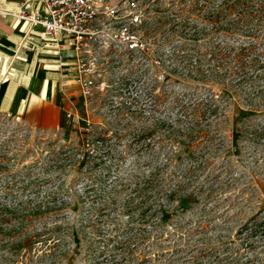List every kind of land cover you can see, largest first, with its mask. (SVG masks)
<instances>
[{
  "label": "rangeland",
  "instance_id": "obj_1",
  "mask_svg": "<svg viewBox=\"0 0 264 264\" xmlns=\"http://www.w3.org/2000/svg\"><path fill=\"white\" fill-rule=\"evenodd\" d=\"M234 1L146 0L170 57L135 109L0 114V264H264V0Z\"/></svg>",
  "mask_w": 264,
  "mask_h": 264
},
{
  "label": "built area",
  "instance_id": "obj_2",
  "mask_svg": "<svg viewBox=\"0 0 264 264\" xmlns=\"http://www.w3.org/2000/svg\"><path fill=\"white\" fill-rule=\"evenodd\" d=\"M147 7L146 0H19L4 13L28 32L42 30L35 46L54 56L64 117L73 120L78 108L135 109L161 82L170 49Z\"/></svg>",
  "mask_w": 264,
  "mask_h": 264
},
{
  "label": "crops",
  "instance_id": "obj_3",
  "mask_svg": "<svg viewBox=\"0 0 264 264\" xmlns=\"http://www.w3.org/2000/svg\"><path fill=\"white\" fill-rule=\"evenodd\" d=\"M18 2L0 0V114L32 128L56 129L64 120L66 101L58 88L59 74L48 67L55 66V58L35 46L45 39L41 29L28 32L24 22L4 13L16 10Z\"/></svg>",
  "mask_w": 264,
  "mask_h": 264
},
{
  "label": "trees",
  "instance_id": "obj_4",
  "mask_svg": "<svg viewBox=\"0 0 264 264\" xmlns=\"http://www.w3.org/2000/svg\"><path fill=\"white\" fill-rule=\"evenodd\" d=\"M250 5H251V0H235L234 2H233V4L232 5H230V6H228V10H230L231 8H235L236 6H239V7H241L242 9H245V8H247V7H250ZM220 10H216V11H214V10H211L209 13H210V15H211V18H213V19H215V18H217V17H219V15L222 13L221 11V8H219ZM228 10H224L223 9V11L224 12H226V11H228ZM245 13V17H243L244 16V14H241V17H243L244 19L245 18H247L248 16V12H244ZM258 14H260V10L258 11V10H256V12H255V14L254 15H258ZM259 17V16H258ZM216 22L217 23H219V20L217 19L216 20ZM239 57V56H238ZM237 59H239V58H237ZM243 68V67H242ZM66 134V133H65Z\"/></svg>",
  "mask_w": 264,
  "mask_h": 264
}]
</instances>
